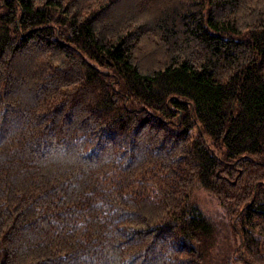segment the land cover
Wrapping results in <instances>:
<instances>
[{"label":"trees","instance_id":"trees-1","mask_svg":"<svg viewBox=\"0 0 264 264\" xmlns=\"http://www.w3.org/2000/svg\"><path fill=\"white\" fill-rule=\"evenodd\" d=\"M0 264H264V0H0Z\"/></svg>","mask_w":264,"mask_h":264},{"label":"rangeland","instance_id":"rangeland-1","mask_svg":"<svg viewBox=\"0 0 264 264\" xmlns=\"http://www.w3.org/2000/svg\"><path fill=\"white\" fill-rule=\"evenodd\" d=\"M193 198L202 210L214 220L219 219L221 215H224V209L218 200L212 193H209L205 189L197 187L193 194Z\"/></svg>","mask_w":264,"mask_h":264}]
</instances>
